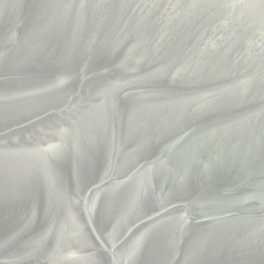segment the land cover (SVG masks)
<instances>
[{
	"label": "water",
	"instance_id": "1",
	"mask_svg": "<svg viewBox=\"0 0 264 264\" xmlns=\"http://www.w3.org/2000/svg\"><path fill=\"white\" fill-rule=\"evenodd\" d=\"M0 264H264V0H0Z\"/></svg>",
	"mask_w": 264,
	"mask_h": 264
}]
</instances>
